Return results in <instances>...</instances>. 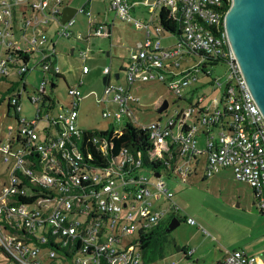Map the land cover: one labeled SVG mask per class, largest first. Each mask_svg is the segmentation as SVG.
<instances>
[{"label": "built area", "instance_id": "1", "mask_svg": "<svg viewBox=\"0 0 264 264\" xmlns=\"http://www.w3.org/2000/svg\"><path fill=\"white\" fill-rule=\"evenodd\" d=\"M87 1L83 0L76 10L88 15ZM229 1L140 0L151 13L139 19L129 13L133 1L108 0V11L130 20L144 34L127 56L124 85L112 83L108 75L99 91L81 93L78 86L82 79L78 78L71 85L65 83L68 98L60 104L62 110L48 114L54 100L43 88L45 84L49 90L55 88L58 71L49 58L53 44L42 45L46 25L55 21L54 33L74 36L85 44L89 36L108 34V30L103 22L89 19L85 32L72 30V17L60 20L62 0L49 4L47 0H0V78L10 87L6 103L11 105L17 123L13 135L0 137V160L7 175V183L0 188V249L9 256L6 264H14L9 258L20 264H40L43 258L46 264H142L143 236L168 215L181 212L160 171L186 179L201 154L205 176L220 166L229 167L234 179L249 186L254 205L264 210V119L237 71L227 42L223 4ZM161 6L168 17L180 23L175 42L168 46L159 44L162 28L157 11ZM26 26L30 33L24 32ZM13 33L19 34L25 44L11 38ZM32 45L39 56L27 65ZM87 49L85 45L77 51L81 60ZM23 52L26 59L20 57ZM186 55L196 59L187 63ZM216 62L225 64V79L219 96H213L209 105H204L203 95H199L186 108L146 124L135 122L130 105L137 104V99L129 93L131 82L160 79L176 99H185L182 88L197 75H209L210 66ZM29 66L40 69L41 76L36 93H25L26 99L36 104L35 115L24 119L17 117V109L25 91L23 72ZM87 69L82 63L81 72ZM44 70L49 77H44ZM100 70L108 74L107 65ZM210 82L220 83L217 77H211ZM86 94H92L96 103L108 99L113 102L112 108L100 109L101 115L112 122L109 128L97 129L108 131L87 137L105 158L100 164L89 161L91 154H82L79 148L81 128L75 118L79 98ZM192 106L194 119L187 122ZM41 108L47 123L39 130L36 121ZM124 122L146 130L149 147L144 161L138 150L127 148L121 139ZM7 128L9 131V124ZM197 134L203 136L201 141H197ZM144 162L156 166L148 167ZM141 168L149 169L156 179ZM155 171L157 175L152 174ZM180 216L188 223L195 222L188 214ZM17 229L23 233L20 235ZM24 236H33L36 243ZM217 264H264V260L258 262L256 254L234 247L224 249Z\"/></svg>", "mask_w": 264, "mask_h": 264}, {"label": "rangeland", "instance_id": "2", "mask_svg": "<svg viewBox=\"0 0 264 264\" xmlns=\"http://www.w3.org/2000/svg\"><path fill=\"white\" fill-rule=\"evenodd\" d=\"M71 2V0H69ZM74 1V0H73ZM72 1V2H73ZM48 4L51 0H47ZM75 2V1H74ZM91 4L98 7L101 14L110 15L112 12L107 10L108 0H91ZM79 5V4H78ZM77 7V6H74ZM140 7V10L144 9ZM25 14H29V9L25 8ZM146 11V10H145ZM138 15H143L144 11L135 9ZM75 25L80 26L79 20L75 17ZM56 23L51 21L44 29L45 40L42 45H50L49 38H53L54 44L49 58L53 66L57 68L59 75L55 80V88L49 90L47 84L43 90L48 97L54 100L53 106L48 109V114H53L57 110H62L60 104L67 100L64 85L73 84L78 78L82 79V83L78 86L81 93L90 89L99 91L102 86L101 66L103 64L109 66V80L115 84L124 85L125 72L119 68V64L127 65V56L132 50L134 36L142 35V31L131 22L121 20L118 16L113 18V30L109 34L91 35L87 38V44L83 40L76 39L73 36H61L55 32ZM30 28L25 27L24 32L30 33ZM11 38L18 40L21 45L25 44V40L19 34L13 33ZM160 46H168L174 43L176 35L168 31L158 33ZM30 45V44H26ZM87 45V54L84 60H81L77 54L80 48ZM32 52L27 65L36 60L39 56L38 49L35 45L31 46ZM183 61L182 57H178ZM191 56L186 55L187 63L193 62ZM85 63L88 70L81 72V64ZM225 64L216 62L210 66V74L201 77L197 75L186 86L182 88L185 99H176L166 87L164 81L160 79H149L143 82L134 80L129 85V93L131 97L137 99V104L130 105V109L138 124H146L150 120L156 119L158 116L164 117L165 113H172L186 108L189 103L194 104L199 95L202 96V103L209 105L213 96L218 97L225 79L223 73ZM118 70L119 76H114L113 72ZM44 77H49L47 70L43 71ZM41 71L35 66H29L23 72L25 91L19 97V108L17 109V117L28 119L35 115L36 104L26 99L25 93L35 94L37 83L40 79ZM211 77H217L219 85L211 83ZM7 86V80L0 78V137L13 135L16 127L12 108L6 113V95L10 91ZM162 98L167 99V105L161 111L155 108ZM113 102L106 100L102 103H96L92 94H86L79 98L77 105V115L75 123L80 128H105L110 126L112 119L101 115V108H112ZM41 117L37 119L36 125L39 127L47 123L43 117V108L40 110ZM195 107L192 106L190 115L186 119L187 122L194 119ZM122 121V118L119 122ZM8 124L10 130L8 131ZM51 129H54L51 126ZM175 131V128H172ZM214 132V131H213ZM197 141H201L203 136L196 135ZM5 163L0 160V188L2 183H7V175ZM151 179L156 176L151 175L149 169L141 168ZM204 172L203 154L198 158V163L194 171H190L186 179H181L175 175H169L161 170L160 174L164 180V186L172 193V198L180 206V219L178 223L169 230H165L162 238L157 240L154 248H160L163 255L155 254L152 258L142 260V264H169L171 259L176 260L180 250L176 248L175 243H182L190 234L191 243L195 247V251L191 258L197 257L200 264H213L216 255L220 253V248L224 246L219 240L220 235L224 237H236L249 227L251 215H257V208L251 202V191L249 186L243 182L233 178L231 169L227 166H220L212 174L202 177ZM167 201V200H166ZM165 202H161L164 204ZM255 207V208H253ZM188 214L195 220L194 223H188L181 218L180 215ZM264 216V214H262ZM262 216V217H263ZM202 227L207 231L203 232ZM152 238V242H153ZM148 249V253L150 251ZM189 258V257H188ZM187 258V259H188ZM7 257L0 249V264L7 262ZM6 264V263H5ZM10 264V263H8ZM40 264H46V259L40 260Z\"/></svg>", "mask_w": 264, "mask_h": 264}, {"label": "water", "instance_id": "3", "mask_svg": "<svg viewBox=\"0 0 264 264\" xmlns=\"http://www.w3.org/2000/svg\"><path fill=\"white\" fill-rule=\"evenodd\" d=\"M74 10L75 7L62 4L60 20L69 17ZM223 27L237 71L264 119V0H230L223 14ZM106 77L102 74L101 81L104 82ZM166 104L167 99L162 98L155 110H162ZM177 223V216L172 214L164 230Z\"/></svg>", "mask_w": 264, "mask_h": 264}, {"label": "crops", "instance_id": "4", "mask_svg": "<svg viewBox=\"0 0 264 264\" xmlns=\"http://www.w3.org/2000/svg\"><path fill=\"white\" fill-rule=\"evenodd\" d=\"M72 1L73 0H71V2L69 0H62V4L66 3V4L74 7V6H78V4H81L83 0H74L75 2L74 1L72 2ZM127 1H129V2L133 1L132 5L129 7V13L131 16L139 18V19H145L150 15L151 12L148 11V9L140 2V0H127ZM86 6L89 10L88 15L84 12L76 10V7H75V10L69 16V17L73 18L69 27L72 30H79L80 32L83 33L86 31V21H87V19H89L92 22H103L105 24L107 30H108V34L111 33V31L113 30V18L117 17V16L113 15V13L110 15H106V16H105V14H101L98 10V7H96L95 5L93 6L91 4V0L87 1ZM141 6H144L145 8L140 10ZM136 8L139 11H144V14L141 16L138 15L137 12H135ZM75 17H77V19L79 20L80 26L74 24ZM121 20H124V19H121ZM124 21L129 22L130 20H124ZM136 28H138V27H136ZM138 29H140V28H138ZM140 30L142 31V29H140ZM170 33H173V32H170ZM173 34H175V33H173ZM74 38H76V37H74ZM143 38H144V34L142 31V35L134 36L133 40L136 42L138 40H143ZM76 39H79V38H76ZM47 42H48V44H51V43L54 44L53 38H49ZM103 65H105V64H103ZM123 67H124L123 64H119V68L123 69ZM117 71L118 70L114 71L113 74H115ZM109 72H110V68L108 66V75H109ZM117 76H119V72H118V74H116V77ZM251 202L253 203L252 193H251ZM253 205H254V203H253ZM253 208H255V207H253ZM262 214H264V210L263 209L259 210L257 208V215L256 214H255V216L251 215L249 227L245 231L241 232V234H239L238 236H236V237H231V236L230 237L229 236L224 237V236L220 235L219 240L222 244H224V246H222L220 248V253L218 254V256L216 255L213 264H217V262L221 259V256L223 254L224 249H231L234 247L241 248L245 253L256 254L257 258H258V262H261L264 260V216ZM201 231H202V229H201ZM190 236L191 235L189 234L188 237L180 244L174 242V245L176 246V248L178 250H180V253H179V256L176 258V260L171 259L173 264H200V263H198L196 256L194 257V259L191 258V255L195 251V247L191 243L192 239L190 238ZM181 248H183V249H181ZM187 248H192V250L188 252ZM162 255H163V253H162Z\"/></svg>", "mask_w": 264, "mask_h": 264}, {"label": "trees", "instance_id": "5", "mask_svg": "<svg viewBox=\"0 0 264 264\" xmlns=\"http://www.w3.org/2000/svg\"><path fill=\"white\" fill-rule=\"evenodd\" d=\"M229 2H226L225 4H223V8L226 9L228 6ZM157 21L160 24L162 31H168V32H173L175 34H177L180 31V23L179 21L172 19L170 17H168L166 15V8L161 6L158 11H157ZM20 57L22 59H26L27 54L25 52H23ZM116 74H118V71L116 72ZM108 76V74H106ZM56 77H59L61 75H59V73L55 74ZM63 78V76H61ZM10 104L6 103V113H8V110L10 108ZM109 128V126H108ZM124 129L125 132L123 134H121V139L123 140L124 144L127 146V148L135 151L138 150L139 153L141 154V159L143 160V158L145 157V154L147 152V149L149 147V141H148V137H147V132L145 129H142L138 126H134L133 124L129 123V122H124ZM108 130H98L97 128H81V133H80V137H79V142L81 143V146L79 147L81 150V153L84 154L86 151H88L91 154V157L89 159V161L100 164L101 162H103L105 160L104 157L101 156L99 150L97 148H95L94 144L87 139V137L91 134V133H106ZM144 161V160H143ZM144 165H147L148 167H154V165L156 166L155 163L149 162V163H145ZM195 170V169H194ZM193 170V171H194ZM202 177H205V175L203 174ZM25 180V179H24ZM28 181V180H26ZM178 220L180 219V217L178 215H176ZM169 216L163 220L162 222L158 223L157 225H155L154 227L150 228L145 236H143V239L141 241V259H149L152 258V256H154L155 254H159L162 255V250L161 247L159 248H154V244L157 243V240L159 238H162L164 235V226L168 220ZM20 235L23 233V231L21 229H17L16 230ZM25 232V231H24ZM26 233V232H25ZM24 238L26 240H34L33 236H30L29 238L25 237ZM152 238L153 242H152ZM36 243V240H34ZM46 243H50L51 242H44ZM150 246H152V248L150 249L149 253H148V249L150 248ZM183 249V248H181ZM64 252V251H63ZM6 257L8 258L9 256L6 255ZM10 261H12L14 264H20L15 260H12L11 258H9Z\"/></svg>", "mask_w": 264, "mask_h": 264}, {"label": "flooded vegetation", "instance_id": "6", "mask_svg": "<svg viewBox=\"0 0 264 264\" xmlns=\"http://www.w3.org/2000/svg\"><path fill=\"white\" fill-rule=\"evenodd\" d=\"M172 214L168 215L169 217L171 216Z\"/></svg>", "mask_w": 264, "mask_h": 264}]
</instances>
